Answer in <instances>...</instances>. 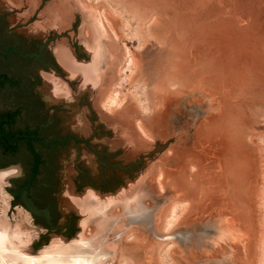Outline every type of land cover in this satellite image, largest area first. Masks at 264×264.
<instances>
[{"label": "rangeland", "instance_id": "1", "mask_svg": "<svg viewBox=\"0 0 264 264\" xmlns=\"http://www.w3.org/2000/svg\"><path fill=\"white\" fill-rule=\"evenodd\" d=\"M89 1L122 46L96 106L120 127L128 148L123 164L139 166L133 181L101 198L113 201L106 216L84 214L77 241L57 255H101L98 264H123L125 257L139 264H264V0ZM129 50L143 65L150 61L142 75L132 70ZM157 84L167 94L154 133L147 90ZM126 108L131 112L121 117ZM72 172L71 165L62 169L64 209L74 192ZM166 172L185 181L183 192L164 186ZM1 185L0 219L8 218L16 244L32 241L39 232L32 216L23 208L10 216L12 196ZM78 198L92 210L100 205L92 191Z\"/></svg>", "mask_w": 264, "mask_h": 264}, {"label": "flooded vegetation", "instance_id": "2", "mask_svg": "<svg viewBox=\"0 0 264 264\" xmlns=\"http://www.w3.org/2000/svg\"><path fill=\"white\" fill-rule=\"evenodd\" d=\"M56 2L0 0L1 190L12 196L8 211L23 208L30 213L23 197L14 195L30 181L24 189L27 198L48 214L30 213L38 235L18 246H29V258L44 256L51 263L60 246L77 241L85 216H106L113 201L103 203L101 198L114 197L127 179L133 181L139 166L138 160L123 164L128 148L121 142L120 127L109 111L96 106L100 73L86 71L96 67L97 56L101 64L105 61L102 48L109 42L102 40L100 46L83 32L82 13L71 27L62 26L67 20L62 12L61 18L45 14ZM65 59L78 69H68ZM67 164L72 166L74 192L64 209L60 181ZM89 191L100 203L94 210L84 199L81 206L78 202ZM0 240L9 245L7 217L0 219ZM43 247L51 250L39 253Z\"/></svg>", "mask_w": 264, "mask_h": 264}, {"label": "water", "instance_id": "3", "mask_svg": "<svg viewBox=\"0 0 264 264\" xmlns=\"http://www.w3.org/2000/svg\"><path fill=\"white\" fill-rule=\"evenodd\" d=\"M35 1V0H34ZM40 0H36V3H39ZM58 3H57V2ZM52 2H56V4L52 3V9L49 11H44L45 14L48 16H52L53 18L58 14L59 12L63 13V19H67L63 23V27H71V24L73 20L75 19L76 15L78 13H82L84 23L81 25L83 32L86 34H89V37L92 38L91 40H95L99 42V45L101 46L102 40H106L108 43V47L102 48L103 52H107L106 57L104 58L105 61L101 64L99 56L96 57L95 66L93 69H87L86 71H95L100 73L101 77L98 82H102L103 78L106 76L108 71L113 66L117 56H118V48L116 45V42L109 31L107 25L105 24L103 18L101 17V14L96 7L95 4L90 2L89 0H52ZM61 18L60 14H58ZM103 41V42H104ZM98 45V46H99ZM103 46V45H102ZM101 51V53H103ZM64 63L66 64V67L70 69L71 71H75L78 69V67L68 61L64 60ZM100 64L101 66H97ZM92 68V67H91ZM101 87V86H100ZM104 91L99 88V93L96 94V96H100ZM4 177L3 173H0V182H2ZM30 184V181L28 182V185L20 189L19 191H14L15 197L21 195L23 197V200L25 202V205L27 209L30 211V213L35 215H43L48 214L47 210H41L37 206L34 205V203L29 200L26 196V193L24 192V189L27 188ZM12 203V202H11ZM12 208L9 211V215L11 213ZM11 216V215H10ZM4 242L0 240V264H53L49 261L45 260H37L32 259L29 257H26L19 253L17 250H15L13 247L5 243V246H3ZM48 249L45 248V251ZM42 250L41 252H43ZM40 253V252H39ZM103 258V256H84L80 257L77 260L76 264H98L99 261Z\"/></svg>", "mask_w": 264, "mask_h": 264}, {"label": "bare ground", "instance_id": "4", "mask_svg": "<svg viewBox=\"0 0 264 264\" xmlns=\"http://www.w3.org/2000/svg\"><path fill=\"white\" fill-rule=\"evenodd\" d=\"M115 4L117 3V2H115V1H113ZM114 3H113V5H114ZM117 4H119L120 5V3L118 2ZM116 7V6H115ZM119 9V8H118ZM131 9V8H130ZM126 10V9H125ZM129 10V9H128ZM130 12H132V11H130ZM105 15V14H104ZM136 15V14H135ZM106 17H107V19H108V24H109V26L112 28L111 30H116V27H115V24H113V22H112V19L111 18H109V16L108 15H106ZM106 19V18H105ZM115 35L117 36V37H120V34L117 32V30L115 31ZM135 36H137V35H135ZM115 42H116V45H117V48H118V52H121L122 51V46L120 45V43L119 42H117L116 40H115ZM145 43V42H144ZM140 45H142V44H140ZM148 47V46H147ZM148 49V48H147ZM128 50V49H127ZM148 50H150V49H148ZM142 52V51H141ZM145 52H147V51H145ZM122 53V52H121ZM137 53V52H136ZM125 54V53H124ZM128 54H130L131 55V64H132V70H137L138 72L137 73H142V71H145V66H147L148 64L147 63H149V62H147V63H145L144 62V65L142 64V57L140 58V56H142V55H138V54H132L131 52H130V50H129V53ZM144 55H146V54H144ZM122 56V55H121ZM120 56V57H121ZM123 56H125V55H123ZM147 56H148V53H147ZM138 57V58H137ZM150 57V56H149ZM148 57V58H149ZM122 58V57H121ZM144 58V57H143ZM145 59V58H144ZM128 61H130V60H128ZM141 64L144 66V69L142 70V67L143 66H141ZM146 64V65H145ZM151 64H152V62H151ZM151 64H150V66H148L147 68H149V67H151ZM130 67V66H129ZM146 68V69H147ZM148 70V69H147ZM149 71V70H148ZM135 72V71H134ZM151 72V71H150ZM146 73H147V71H146ZM136 74V73H135ZM139 74V75H140ZM143 74V73H142ZM141 74V75H142ZM146 75H148V73L146 74ZM150 75H151V73H150ZM149 75V76H150ZM145 76V75H144ZM152 76V75H151ZM150 76V77H151ZM165 76V75H164ZM173 76V75H172ZM134 77H137V75L136 76H134ZM147 77V76H146ZM149 77V78H150ZM175 77V76H174ZM148 78V79H149ZM155 78H157V77H155ZM136 79V78H135ZM152 80V79H151ZM182 80V79H181ZM180 80V81H181ZM149 81H150V79H149ZM155 81V80H154ZM161 81V80H160ZM173 81V80H172ZM180 81H179V83H180ZM146 82H147V80H146ZM153 82V81H152ZM151 82V83H152ZM157 83L159 82L158 81V78H157V81H156ZM167 82V81H166ZM165 82V83H166ZM175 82V81H174ZM162 83V82H161ZM164 83V84H165ZM183 84V83H182ZM147 85V84H146ZM145 85V86H146ZM148 86V85H147ZM162 88V87H161ZM161 88H160V84L158 85H156V86H154V88L152 87V89L150 88V90H147L148 92H150L149 93V95H147V97L149 96V98H150V106H151V110H152V112H153V114L151 115L152 117L150 118V124H151V126H152V128H154V133H156V130H157V128H158V125H157V123H156V120H155V118H154V115H155V113L157 112V110H158V108L160 107L159 105L161 104V102H162V100H161V93H162V97H163V92H161ZM163 88H164V86H163ZM162 88V89H163ZM148 89H149V87H148ZM146 93V92H145ZM147 94V93H146ZM167 94V93H166ZM165 94V95H166ZM123 95V94H122ZM164 95V96H165ZM120 96V95H119ZM124 97H125V95H123L122 97H119V98H122L123 100H124ZM148 98V99H149ZM118 99V98H117ZM146 99V98H145ZM148 99H146V100H148ZM164 99V98H163ZM149 105V104H148ZM132 107H134V106H130L129 108H132ZM145 107H149V106H145ZM112 108V107H111ZM129 108H126V109H128V110H126V109H124L122 112H120L119 114H120V116L122 117L123 115H126V114H128L129 112H131L130 110H129ZM113 109V108H112ZM112 109H111V111H112ZM134 109H135V107H134ZM146 109V108H145ZM157 115V114H156ZM157 119V118H156ZM139 123V122H138ZM144 126H145V124H142L141 122L139 123V127L142 129V131L144 132V133H146L147 135H148V130H146V127L144 128ZM135 128V127H134ZM149 136V135H148ZM157 136H159V135H157ZM209 153V152H208ZM197 156V155H196ZM199 160V159H198ZM190 162V161H189ZM202 163V162H201ZM161 171V170H160ZM172 172H166V174H161L162 175V177H164L165 178V187H168V188H170L171 187V185L173 186H176L175 188H178L179 189V192L180 191H182L183 192V190H185V187L184 186H187L184 182L185 181H183V180H180L179 178H177L176 176H174V175H172L171 174ZM175 174V173H174ZM159 175V174H158ZM178 176H180V175H178ZM159 177V176H158ZM161 177V176H160ZM161 177V178H162ZM182 177V176H181ZM160 178V179H161ZM162 180H164V179H162ZM201 180V179H200ZM160 182L161 181H159V184H160ZM162 182H164V181H162ZM202 182V181H201ZM198 183V182H197ZM184 185V186H183ZM162 186V185H161ZM164 188V187H163ZM207 189V188H206ZM71 193L70 194H68V196H67V198L69 199V200H71L72 201V198H71ZM201 198H203V197H201ZM202 201H203V203H204V200L203 199H201ZM207 200V199H206ZM189 202V201H188ZM197 202V201H196ZM176 203V202H175ZM180 203V202H179ZM177 204V203H176ZM187 204V203H186ZM80 206H81V203H80ZM184 206V205H183ZM83 207V206H82ZM183 208V212H185L186 210H187V205L186 206H184V207H182ZM173 210H171L170 211V213L172 212ZM168 217V216H167ZM170 217V216H169ZM173 217V216H172ZM179 217V216H178ZM170 220H171V218H170ZM176 220V219H175ZM173 221H170V223H172ZM11 232V231H10ZM12 237H14V236H12ZM11 236H10V240H9V245L11 246V247H13L15 250H17L19 253H21L22 255H24V256H26V257H28V255H29V246L27 247H25V246H23V247H20V246H18V245H21L22 243H27L29 240L28 239H26V240H24V239H22V241H19V243H15L16 241H14V239L12 238ZM139 239V238H138ZM137 239V240H138ZM136 240V241H137ZM134 241V240H133ZM136 243V245H137V242H135ZM134 243V244H135ZM12 244V245H11ZM128 246V245H127ZM131 246V245H130ZM130 246H128V247H130ZM19 247V248H18ZM132 247V246H131ZM134 247V246H133ZM132 247V248H133ZM129 250V249H128ZM49 253V252H48ZM125 254H126V252H125ZM48 256V255H47ZM58 256H60V255H54L53 256V263L54 264H61V263H63V264H76L77 263V260L80 258V257H76V256H71L72 258H74L73 260H69L71 257H58ZM30 258H32V257H30ZM33 259H37V258H33ZM64 259H67V260H64ZM37 260H45V261H47V257H40L39 256V258L37 259ZM123 264H139L138 263V261H136V260H134V259H132V258H130V257H125L124 258V263Z\"/></svg>", "mask_w": 264, "mask_h": 264}]
</instances>
